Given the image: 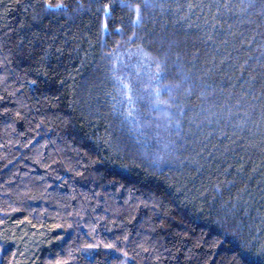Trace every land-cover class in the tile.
I'll use <instances>...</instances> for the list:
<instances>
[{"label":"trees","instance_id":"1","mask_svg":"<svg viewBox=\"0 0 264 264\" xmlns=\"http://www.w3.org/2000/svg\"><path fill=\"white\" fill-rule=\"evenodd\" d=\"M11 228L32 264H264V0H0V264Z\"/></svg>","mask_w":264,"mask_h":264},{"label":"rangeland","instance_id":"2","mask_svg":"<svg viewBox=\"0 0 264 264\" xmlns=\"http://www.w3.org/2000/svg\"><path fill=\"white\" fill-rule=\"evenodd\" d=\"M9 233V238H12L16 249L20 252L19 264H32L31 261L38 251L39 244H45L44 238L35 239V236L27 233L19 235L13 228L9 230Z\"/></svg>","mask_w":264,"mask_h":264},{"label":"snow or ice","instance_id":"3","mask_svg":"<svg viewBox=\"0 0 264 264\" xmlns=\"http://www.w3.org/2000/svg\"><path fill=\"white\" fill-rule=\"evenodd\" d=\"M137 12H138V10H137ZM137 19H139V14L137 15ZM169 91H171V89H169ZM159 92H160V90L158 89V90H157V95H159ZM89 247H91V246H89ZM0 251H2V249H0ZM240 257H241L240 264H243V261H244V254H243V253H240Z\"/></svg>","mask_w":264,"mask_h":264}]
</instances>
